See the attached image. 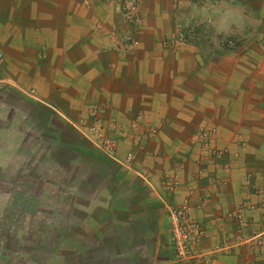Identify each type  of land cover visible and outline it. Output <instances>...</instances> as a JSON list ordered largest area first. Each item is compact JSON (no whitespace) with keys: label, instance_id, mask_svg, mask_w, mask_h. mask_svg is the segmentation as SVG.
Returning a JSON list of instances; mask_svg holds the SVG:
<instances>
[{"label":"crops","instance_id":"obj_1","mask_svg":"<svg viewBox=\"0 0 264 264\" xmlns=\"http://www.w3.org/2000/svg\"><path fill=\"white\" fill-rule=\"evenodd\" d=\"M136 1L132 27L118 0H0V84L47 110L44 129L68 130L76 152L88 142L74 126L99 109L117 146L101 218L119 264H197L172 245L166 207L182 203L210 264H264V46L219 40L238 3L264 0Z\"/></svg>","mask_w":264,"mask_h":264},{"label":"rangeland","instance_id":"obj_2","mask_svg":"<svg viewBox=\"0 0 264 264\" xmlns=\"http://www.w3.org/2000/svg\"><path fill=\"white\" fill-rule=\"evenodd\" d=\"M262 9L260 1L238 3L231 33L225 18L223 45L229 49L250 42L253 55L260 54ZM208 24H199L203 38ZM49 114L38 111L30 97L0 84V264H119L116 234L105 212L101 218L104 188L117 190L107 174L114 168L107 157H115L117 146L106 154L74 126L89 143L79 139L84 152H76L68 130L59 136L49 126L44 129L40 120L49 122Z\"/></svg>","mask_w":264,"mask_h":264},{"label":"built area","instance_id":"obj_3","mask_svg":"<svg viewBox=\"0 0 264 264\" xmlns=\"http://www.w3.org/2000/svg\"><path fill=\"white\" fill-rule=\"evenodd\" d=\"M123 8V15L127 24L136 27L139 24V6L136 0H118ZM129 47L135 45L132 35H126L124 38ZM99 109L94 107L87 110V115L94 120L90 125L80 124L76 127L88 140L95 146L110 154L116 147V142L109 137L107 131L97 119ZM202 137L206 138L207 134L202 132ZM167 223L171 233L172 245L176 257L179 261L195 260L197 264H210L209 258L196 252V248L203 237V230L195 222L189 212L186 203L178 206L166 207Z\"/></svg>","mask_w":264,"mask_h":264},{"label":"trees","instance_id":"obj_4","mask_svg":"<svg viewBox=\"0 0 264 264\" xmlns=\"http://www.w3.org/2000/svg\"><path fill=\"white\" fill-rule=\"evenodd\" d=\"M36 105V104H35ZM36 107H37V105H36ZM38 108V107H37ZM38 110V109H37Z\"/></svg>","mask_w":264,"mask_h":264}]
</instances>
